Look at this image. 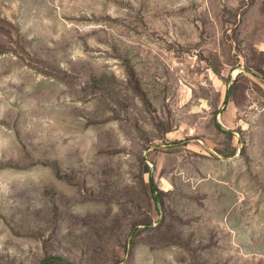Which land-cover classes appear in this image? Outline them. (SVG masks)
Returning a JSON list of instances; mask_svg holds the SVG:
<instances>
[{
    "label": "rangeland",
    "instance_id": "obj_1",
    "mask_svg": "<svg viewBox=\"0 0 264 264\" xmlns=\"http://www.w3.org/2000/svg\"><path fill=\"white\" fill-rule=\"evenodd\" d=\"M0 264H264V0H0Z\"/></svg>",
    "mask_w": 264,
    "mask_h": 264
},
{
    "label": "water",
    "instance_id": "obj_2",
    "mask_svg": "<svg viewBox=\"0 0 264 264\" xmlns=\"http://www.w3.org/2000/svg\"><path fill=\"white\" fill-rule=\"evenodd\" d=\"M225 160H231V158H224Z\"/></svg>",
    "mask_w": 264,
    "mask_h": 264
}]
</instances>
